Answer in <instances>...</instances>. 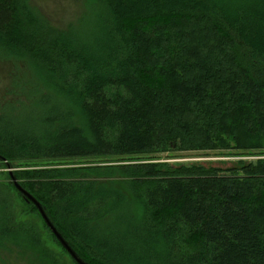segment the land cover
Wrapping results in <instances>:
<instances>
[{"label": "trees", "instance_id": "obj_1", "mask_svg": "<svg viewBox=\"0 0 264 264\" xmlns=\"http://www.w3.org/2000/svg\"><path fill=\"white\" fill-rule=\"evenodd\" d=\"M83 12L57 27L31 0H0V61L28 64L0 96L1 167L188 151L242 157L7 179L89 264H264V0H84ZM10 186L16 196H0V248L61 264L50 247L68 254L32 205L19 210ZM31 213L36 234L21 219Z\"/></svg>", "mask_w": 264, "mask_h": 264}, {"label": "rangeland", "instance_id": "obj_2", "mask_svg": "<svg viewBox=\"0 0 264 264\" xmlns=\"http://www.w3.org/2000/svg\"><path fill=\"white\" fill-rule=\"evenodd\" d=\"M32 5L36 7L48 20L57 27H63L67 24H71L76 22L81 15L84 13V0H31ZM26 65L28 64L24 61L12 62V61H0V96H3L4 90L6 87L11 85V82L16 77L15 75H11L14 70H19V75L26 74ZM17 67V68H16ZM29 75V74H28ZM31 77V75H29ZM34 106H21L22 108V115L18 120L19 123L24 125L26 122H29L32 118L31 114H28V110L32 109ZM147 156V155H146ZM242 156L234 155L233 151H188V152H178V153H160L152 155L150 160L146 158L144 159H120V158H87V159H73V160H59V161H40L36 163V165H30L28 168H15L11 167L7 169L5 166H0V196H5L6 199H9V196H16L13 191L8 190L13 182L12 179H7V173L9 172L10 175L16 176L19 170H34V169H42V168H64V167H91V166H118V165H127L133 164L137 162H144V161H151V162H158V163H168V164H191L193 162H220V161H234L240 159ZM139 158V157H138ZM153 158V159H152ZM243 159L253 160L254 157H245ZM31 168V169H30ZM18 184L19 181L14 179ZM14 188V186H13ZM11 189V188H10ZM14 190H16L14 188ZM21 199V198H20ZM22 200V199H21ZM11 201V200H10ZM12 202V201H11ZM18 203L17 206L19 210L27 212L28 210H32L33 208L26 204L25 202H21L16 200ZM9 203V202H8ZM14 205V203L12 202ZM3 210V204L0 201V215L1 211ZM16 208L15 206L12 208V212L15 214ZM23 222L32 223V228L35 229L34 233L36 234V224L39 225L38 221L36 220V215L32 213L30 215L25 216ZM39 229V226L38 228ZM38 236L42 239L46 240L47 236L45 233L38 232ZM53 254L51 255L55 257V255H60L61 264H73V260L69 257L64 255L58 247L51 246L50 247ZM67 254V253H66ZM63 262V263H62ZM0 264H40L34 261L32 257L29 256H21V253L18 252L16 249L10 248L2 249L0 248Z\"/></svg>", "mask_w": 264, "mask_h": 264}, {"label": "water", "instance_id": "obj_3", "mask_svg": "<svg viewBox=\"0 0 264 264\" xmlns=\"http://www.w3.org/2000/svg\"><path fill=\"white\" fill-rule=\"evenodd\" d=\"M12 182H13L14 188L21 195L22 199L25 202L31 203L33 205L35 210L38 212L40 218L44 222L46 228L50 231V233L55 238V240L59 243L61 248L68 254V256L74 261V263L75 264H89V263L83 261L80 257L77 256V254L74 252V250L71 248V246L67 243V241L63 238V236L58 232V230L52 224V222L50 221L49 217L47 216L44 208L36 200V198L33 197L20 184H18L16 181H14L13 178H12Z\"/></svg>", "mask_w": 264, "mask_h": 264}, {"label": "flooded vegetation", "instance_id": "obj_4", "mask_svg": "<svg viewBox=\"0 0 264 264\" xmlns=\"http://www.w3.org/2000/svg\"><path fill=\"white\" fill-rule=\"evenodd\" d=\"M24 201V200H23ZM25 202V201H24ZM26 204H30V205H32L31 203H27V202H25ZM33 206V205H32Z\"/></svg>", "mask_w": 264, "mask_h": 264}]
</instances>
